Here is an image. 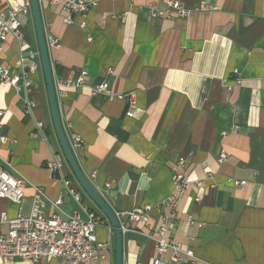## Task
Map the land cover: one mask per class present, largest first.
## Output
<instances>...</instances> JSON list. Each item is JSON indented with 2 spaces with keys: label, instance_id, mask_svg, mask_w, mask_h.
Wrapping results in <instances>:
<instances>
[{
  "label": "crops",
  "instance_id": "0c3cea01",
  "mask_svg": "<svg viewBox=\"0 0 264 264\" xmlns=\"http://www.w3.org/2000/svg\"><path fill=\"white\" fill-rule=\"evenodd\" d=\"M84 1L88 10L75 14L73 25L44 2L40 19L61 126L79 168L115 214L149 207L145 223L120 218L128 229L122 264H264V0ZM167 1L188 14L153 16ZM26 5L27 14L18 12L16 19L26 50L38 53L29 0H0V12ZM16 46L10 37L0 45V63L22 77ZM37 59L20 91L0 81V138L6 140L0 141V166L24 193L20 208L0 200V214L9 220L28 215L34 189H41L50 202L61 199L59 210L47 204L46 215L78 211L85 218L63 193L60 177L45 167L59 158L84 206L103 222L95 232L104 248L94 264H115L114 231L61 153ZM82 71L85 84H64ZM103 84L110 94L94 92ZM129 92L136 95L132 118L115 98ZM179 160L185 188L171 206ZM7 231L0 224V236ZM151 235L191 250L193 263H172L170 252L157 255Z\"/></svg>",
  "mask_w": 264,
  "mask_h": 264
},
{
  "label": "built area",
  "instance_id": "2783aa9c",
  "mask_svg": "<svg viewBox=\"0 0 264 264\" xmlns=\"http://www.w3.org/2000/svg\"><path fill=\"white\" fill-rule=\"evenodd\" d=\"M44 2L47 6L58 9L63 17L62 22L65 25H73V16L75 14L84 15L88 10V3L84 0H38L41 4ZM29 5L22 6L19 9L0 12V45L12 38L17 44L19 67L22 71V77L11 74L7 68L0 63V81L9 83L15 90L20 91L19 82L21 78L26 79L30 72L36 68L38 53L26 50L22 33L20 31V23L16 19L18 12L27 14ZM201 10H204L202 8ZM188 13L178 2L167 1L164 10H156L152 14L157 18H168L170 16L184 17ZM84 28V23H80ZM88 41H91L88 38ZM52 46L57 45V41L50 43ZM87 81V72H80L79 76L74 80H67L64 84L68 87H80ZM31 83L25 82L24 89L30 93ZM96 93L110 94L107 85L103 84L94 89ZM117 100L124 101L127 106L126 117L132 118L136 109V95L133 92L117 95ZM0 111V116H2ZM72 143L74 147L79 146V137L73 136ZM1 143H5L4 138H0ZM225 154H219L222 161ZM52 177H60L63 185V193L71 198V200L81 208L85 214L82 218L78 211L73 212L70 216H60L53 214L46 215L45 208L47 204L52 205L59 210L61 199L58 198L54 202H50L41 189H34L31 200L30 213L28 215L18 214L14 219H7L5 213L0 214V224H7L8 231L5 235L0 236V257L4 264H11L15 260L21 262L38 263L41 260H61L62 264H94L99 259L96 251L102 250L104 245L96 239V229L103 224L101 218L93 214L87 209L82 201L81 192H79L71 181L64 176V162L59 158L49 161L46 166ZM184 163L179 160L175 167L173 176L174 194L170 198V205L175 204L176 197L180 191L185 188ZM24 193L20 188V182L11 176L4 168L0 166V200H7L19 206L22 204ZM149 207L136 209L130 213L115 214L120 223L122 234L127 232L120 221V218H126L130 223L147 222ZM149 238L155 244L157 255L170 252V261L172 263H187L194 261V255L191 250L182 251V249L172 241H167L162 235L156 237L154 235ZM152 264H163L158 259Z\"/></svg>",
  "mask_w": 264,
  "mask_h": 264
},
{
  "label": "water",
  "instance_id": "95a60500",
  "mask_svg": "<svg viewBox=\"0 0 264 264\" xmlns=\"http://www.w3.org/2000/svg\"><path fill=\"white\" fill-rule=\"evenodd\" d=\"M31 15L35 27L36 40L38 46V55L40 59V65L42 68V73L45 81L48 104L50 109V115L52 120L53 129L58 141L61 153L72 171V174L77 181L80 189L87 195V197L94 203L98 210L108 221L115 238V264H122V244H123V234L121 231L120 223L115 215V213L110 209V207L105 203L102 197L95 191L91 186L88 179L82 173L79 165L76 161L75 155L69 145L66 138L61 118L59 114L56 91L52 76V69L48 55V47L46 46L45 32L41 18V9L38 0H29Z\"/></svg>",
  "mask_w": 264,
  "mask_h": 264
},
{
  "label": "trees",
  "instance_id": "16d2710c",
  "mask_svg": "<svg viewBox=\"0 0 264 264\" xmlns=\"http://www.w3.org/2000/svg\"><path fill=\"white\" fill-rule=\"evenodd\" d=\"M66 162V161H65ZM67 164V163H66Z\"/></svg>",
  "mask_w": 264,
  "mask_h": 264
}]
</instances>
